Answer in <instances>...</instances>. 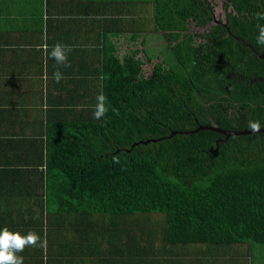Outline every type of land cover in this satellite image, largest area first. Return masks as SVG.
<instances>
[{
	"label": "trees",
	"instance_id": "1",
	"mask_svg": "<svg viewBox=\"0 0 264 264\" xmlns=\"http://www.w3.org/2000/svg\"><path fill=\"white\" fill-rule=\"evenodd\" d=\"M221 1L217 24L214 0H150L151 12L142 3L144 48L133 32L110 33L88 111L46 145L0 136V230L47 241L19 253L24 264H236L237 246H264V134L200 130L264 129V0ZM155 39L173 62L147 54ZM101 91L109 111L96 120Z\"/></svg>",
	"mask_w": 264,
	"mask_h": 264
},
{
	"label": "crops",
	"instance_id": "2",
	"mask_svg": "<svg viewBox=\"0 0 264 264\" xmlns=\"http://www.w3.org/2000/svg\"><path fill=\"white\" fill-rule=\"evenodd\" d=\"M142 3V0H0V136L38 137L46 145V136L55 126L71 123L88 111L96 90V57L105 55L110 33L116 29L133 32L134 38L138 37L131 39L133 48H144ZM127 35L131 38V34ZM57 42L72 46L68 57L71 67L57 65L47 56ZM57 69L65 77L60 83L52 79ZM43 153L47 157V151ZM4 154L0 148V155ZM44 167L45 163L40 164L38 177L45 173ZM24 174L25 179L35 180V174L27 171ZM39 207L37 215L42 214ZM229 257L236 264L240 259L242 264L253 259L254 264L259 263L244 254ZM74 261L81 264L80 260L64 259L51 264Z\"/></svg>",
	"mask_w": 264,
	"mask_h": 264
},
{
	"label": "clouds",
	"instance_id": "3",
	"mask_svg": "<svg viewBox=\"0 0 264 264\" xmlns=\"http://www.w3.org/2000/svg\"><path fill=\"white\" fill-rule=\"evenodd\" d=\"M257 23V45L264 46V25L260 24V20H264V11L258 12L255 15ZM73 51L72 46L57 42L47 51V56L53 59L57 65L64 67H71L68 63L69 54ZM64 74L58 69L52 74V79L56 83L63 80ZM109 111L107 96L101 91L96 96V104L93 111V117L96 120L103 119ZM246 127L252 133H259L262 124L259 120H249ZM115 162H119L118 160ZM47 241L42 239L41 236L34 232L29 231L26 235L20 232L10 231L7 227L0 230V264H24V257L19 255L27 247H45Z\"/></svg>",
	"mask_w": 264,
	"mask_h": 264
},
{
	"label": "rangeland",
	"instance_id": "4",
	"mask_svg": "<svg viewBox=\"0 0 264 264\" xmlns=\"http://www.w3.org/2000/svg\"><path fill=\"white\" fill-rule=\"evenodd\" d=\"M143 3L147 2V5H149V11L151 12V9H150V4L148 3V1L150 0H142ZM214 3L216 5L215 7V19H216V22L215 24L218 23V21H223L225 22V15L227 13V10L224 9L223 7V2L221 0H214ZM205 30V28H195V27H191V32H195V31H199V32H203ZM147 39L150 38V35H146ZM162 41H160V39H155V43L152 45V49H148L147 50V54L149 55H152L154 57V62H157L159 60V62H161L162 60H166L167 62H173L174 59H173V55H172V52L166 47V46H162ZM148 48V47H146ZM145 48V49H146ZM140 50H143L142 49V46L139 47ZM148 55V56H149ZM157 244H159V241L157 242ZM156 247H159V245H157ZM236 251H238L240 254H244V255H247L249 254L248 252V247L247 246H237L236 248ZM254 252L253 254H249V255H252V256H256V257H259V256H264V246H261V245H254ZM258 260V259H257ZM90 264H94V257L91 256L90 257Z\"/></svg>",
	"mask_w": 264,
	"mask_h": 264
},
{
	"label": "water",
	"instance_id": "5",
	"mask_svg": "<svg viewBox=\"0 0 264 264\" xmlns=\"http://www.w3.org/2000/svg\"><path fill=\"white\" fill-rule=\"evenodd\" d=\"M215 21H216V19H215ZM261 58L264 59V56H261ZM200 130H211V131L216 132L218 134L224 135L226 137V139H229L231 137L245 136V135L254 134L250 130L231 131V130L219 129V128H216V127H200ZM259 133H263L264 134V129H261Z\"/></svg>",
	"mask_w": 264,
	"mask_h": 264
}]
</instances>
